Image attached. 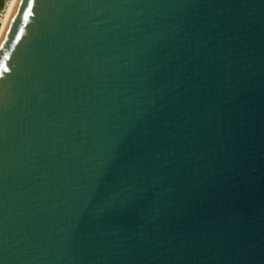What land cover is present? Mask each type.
Instances as JSON below:
<instances>
[{
    "label": "water",
    "instance_id": "obj_1",
    "mask_svg": "<svg viewBox=\"0 0 264 264\" xmlns=\"http://www.w3.org/2000/svg\"><path fill=\"white\" fill-rule=\"evenodd\" d=\"M28 3L0 39V264H264V0Z\"/></svg>",
    "mask_w": 264,
    "mask_h": 264
},
{
    "label": "bare ground",
    "instance_id": "obj_2",
    "mask_svg": "<svg viewBox=\"0 0 264 264\" xmlns=\"http://www.w3.org/2000/svg\"><path fill=\"white\" fill-rule=\"evenodd\" d=\"M18 0H11V2L8 4L7 9L5 11L4 17L1 22V28H0V39L5 31V28L10 20V17L15 9V6L17 4Z\"/></svg>",
    "mask_w": 264,
    "mask_h": 264
},
{
    "label": "snow or ice",
    "instance_id": "obj_3",
    "mask_svg": "<svg viewBox=\"0 0 264 264\" xmlns=\"http://www.w3.org/2000/svg\"><path fill=\"white\" fill-rule=\"evenodd\" d=\"M28 8L31 9L32 8V3H31V0H29V3H28ZM29 16V12L25 11L24 13V18L25 20H27ZM21 31H23V29H21ZM16 39L18 40L19 39V36L16 37ZM0 56H2L3 60H7L8 59V55L7 53H0ZM0 68H3L4 71H7L8 69L3 65V63H0Z\"/></svg>",
    "mask_w": 264,
    "mask_h": 264
},
{
    "label": "rangeland",
    "instance_id": "obj_4",
    "mask_svg": "<svg viewBox=\"0 0 264 264\" xmlns=\"http://www.w3.org/2000/svg\"><path fill=\"white\" fill-rule=\"evenodd\" d=\"M10 2L11 0H0V28H1V22L4 17L5 11Z\"/></svg>",
    "mask_w": 264,
    "mask_h": 264
}]
</instances>
